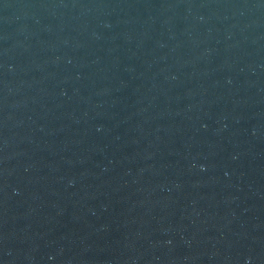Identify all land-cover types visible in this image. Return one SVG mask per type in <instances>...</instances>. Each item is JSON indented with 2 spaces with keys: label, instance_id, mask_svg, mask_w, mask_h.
Instances as JSON below:
<instances>
[{
  "label": "water",
  "instance_id": "obj_1",
  "mask_svg": "<svg viewBox=\"0 0 264 264\" xmlns=\"http://www.w3.org/2000/svg\"><path fill=\"white\" fill-rule=\"evenodd\" d=\"M0 264H264V0H0Z\"/></svg>",
  "mask_w": 264,
  "mask_h": 264
}]
</instances>
